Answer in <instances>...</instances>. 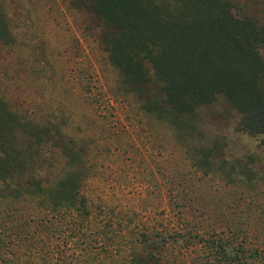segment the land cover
I'll return each instance as SVG.
<instances>
[{"label": "rangeland", "instance_id": "1", "mask_svg": "<svg viewBox=\"0 0 264 264\" xmlns=\"http://www.w3.org/2000/svg\"><path fill=\"white\" fill-rule=\"evenodd\" d=\"M233 13L264 25V0H234ZM0 17V102L17 144L34 153L19 182L56 180L68 143L104 240L175 227L200 234L182 264H264V146L238 129L240 115L223 98L198 108L183 130L144 113L157 85L141 95L126 87L89 0H0Z\"/></svg>", "mask_w": 264, "mask_h": 264}, {"label": "trees", "instance_id": "2", "mask_svg": "<svg viewBox=\"0 0 264 264\" xmlns=\"http://www.w3.org/2000/svg\"><path fill=\"white\" fill-rule=\"evenodd\" d=\"M233 8L234 0H89L126 87L141 95L157 85L141 105L144 113L183 130L198 108L223 98L240 115L238 129L264 146V25ZM1 24L0 17V41ZM13 119L0 102V264H112L102 255L112 260L126 252L122 264L188 260L200 239L194 230L110 232L104 240L82 193L85 178L70 168L77 155L68 143L60 147L67 169L56 180L33 174L19 182L34 153L29 142L17 144ZM208 248L241 261L225 244Z\"/></svg>", "mask_w": 264, "mask_h": 264}]
</instances>
